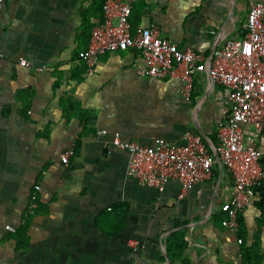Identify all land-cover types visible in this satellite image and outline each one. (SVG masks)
<instances>
[{"label":"crops","instance_id":"0c3cea01","mask_svg":"<svg viewBox=\"0 0 264 264\" xmlns=\"http://www.w3.org/2000/svg\"><path fill=\"white\" fill-rule=\"evenodd\" d=\"M93 1H0V264H172L167 238L183 228L191 264H240L237 231L214 217L225 215L222 205L233 190L225 166L218 162L217 179L182 195L177 181L163 189L141 185L127 173L129 153L106 145L116 132L144 144L157 137L182 144L184 133L199 132L198 126L212 143L210 135L230 112L227 89L208 70L198 73L194 103L180 79L140 75L144 59L135 49L101 54L90 70L79 54L90 41L82 20ZM249 5L147 0L139 26H157L180 47L209 56L228 37L246 34ZM23 90L32 93L26 114ZM245 131L264 151V133ZM254 202L241 213L248 244L258 243L264 253V226L255 236L262 212ZM27 224L29 245L18 250L12 236Z\"/></svg>","mask_w":264,"mask_h":264},{"label":"built area","instance_id":"2783aa9c","mask_svg":"<svg viewBox=\"0 0 264 264\" xmlns=\"http://www.w3.org/2000/svg\"><path fill=\"white\" fill-rule=\"evenodd\" d=\"M249 1L246 34L228 37L207 56L163 37L157 26H139L133 31L132 4L126 0H106L103 20L93 27L89 46L79 54L92 70L101 54L138 50L144 59L138 73L180 79L188 100L196 75L207 70L216 85L227 89L230 112L218 123V144L214 145L233 180L231 197L223 203L222 210L227 214L224 226L234 231L239 228V214L256 199V190L264 181L261 163L264 151L245 131L250 126L256 133H264V1ZM20 62L29 64L25 58H20ZM101 132L108 134L107 129ZM182 138V144L164 137L144 144L124 139L116 132L106 145L129 153L127 173L141 185L163 189L171 181H177L184 195L193 186L213 177L218 160L212 145L201 133L187 131ZM73 153V149L66 152L62 161L68 163ZM33 188L37 192L42 189L39 184ZM31 201V206L37 207V193L31 194ZM6 228L16 232L11 225ZM130 244L138 248L136 241Z\"/></svg>","mask_w":264,"mask_h":264},{"label":"trees","instance_id":"16d2710c","mask_svg":"<svg viewBox=\"0 0 264 264\" xmlns=\"http://www.w3.org/2000/svg\"><path fill=\"white\" fill-rule=\"evenodd\" d=\"M106 0H94L88 11H86L83 15L82 20V32L86 35L87 31H91L94 27V23L91 22V17H96L99 19V21L103 20V5ZM147 5V0H139L136 4L132 5V13L130 17V22L132 25L133 31L139 27V23L142 16V10ZM243 36V35H242ZM91 39V34H90ZM90 43V41H89ZM89 46V44H88ZM196 87H200V85L197 82V79H195L194 82V90L192 92V99L194 103H197L198 100V94H194V91L196 90ZM20 98H22V102L20 103V107L22 111L26 114L28 112V109L31 104V97L32 93L29 90H23L20 93ZM19 98V101H20ZM71 108L66 107V112H70ZM211 139L214 141V143L218 144V133L214 132L210 135ZM213 153V152H212ZM261 163L263 165L264 169V156L261 159ZM220 174V168L218 162H216L214 166V177L218 178ZM257 197L254 200L255 205L261 210L262 215L261 218L263 219L261 226L259 228V231L256 233V237L259 239L260 236V230L261 227L264 226V181L263 185L259 187L257 190ZM38 202V201H37ZM118 206H115L114 208H117ZM216 220H220V223L224 225V221L227 218V214L219 216L214 215ZM27 230H28V224L19 229L13 236L17 241V249H25L29 245L28 237H27ZM237 237L238 239L242 240L241 243V261L243 264H264V253L261 251L260 247L258 246V243H253L252 245L248 244V231L247 226L245 222V218L243 217V214H239V228L237 230ZM189 244V238H188V232L186 228L180 229L178 231L172 232L168 238H167V251L168 254L172 260V264H191L190 259L186 258L184 253L188 247Z\"/></svg>","mask_w":264,"mask_h":264},{"label":"water","instance_id":"95a60500","mask_svg":"<svg viewBox=\"0 0 264 264\" xmlns=\"http://www.w3.org/2000/svg\"><path fill=\"white\" fill-rule=\"evenodd\" d=\"M214 49H216V46L213 48V50ZM198 108V107H197ZM198 130H199V132L208 140V142L210 143V145H212V149H213V151H214V154H215V156H216V158H217V160H218V162H219V164H220V166H221V168L223 169V162L221 161V157H220V154H219V152H218V149H217V147L214 145V143H213V141H212V143H211V140L209 139V137L207 136V134H205L204 133V131H202V129L198 126Z\"/></svg>","mask_w":264,"mask_h":264}]
</instances>
